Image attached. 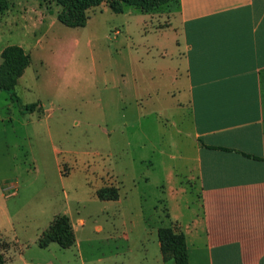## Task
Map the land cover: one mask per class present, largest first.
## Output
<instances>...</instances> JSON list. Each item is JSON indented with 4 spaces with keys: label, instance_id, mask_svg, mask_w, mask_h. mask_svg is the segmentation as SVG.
Segmentation results:
<instances>
[{
    "label": "rangeland",
    "instance_id": "rangeland-1",
    "mask_svg": "<svg viewBox=\"0 0 264 264\" xmlns=\"http://www.w3.org/2000/svg\"><path fill=\"white\" fill-rule=\"evenodd\" d=\"M4 4L0 65L6 49L29 54L14 89H0V245L7 264H124L133 241L168 225V194L159 182L170 186L168 172L189 168L161 155L182 139L178 118L171 111L141 116L121 96L123 76L139 71L136 61L156 56L152 44L163 42L155 31L169 21L168 3L148 16L130 6L114 12L104 1L80 27L59 21L56 0ZM186 183L190 191L179 194L178 208L184 221L201 211L199 189ZM121 188L120 202L105 201ZM64 214L75 245L40 247L43 232Z\"/></svg>",
    "mask_w": 264,
    "mask_h": 264
},
{
    "label": "crops",
    "instance_id": "crops-1",
    "mask_svg": "<svg viewBox=\"0 0 264 264\" xmlns=\"http://www.w3.org/2000/svg\"><path fill=\"white\" fill-rule=\"evenodd\" d=\"M167 7L156 56L136 61L139 71L123 76L121 92L141 116L178 118L182 139L161 155L189 168L168 172L170 186L159 182L168 194L166 227L185 234L188 264H264V0H171ZM186 180L199 189L201 211L184 221ZM122 191L105 201L120 202ZM159 228L132 242L124 264H176L163 258Z\"/></svg>",
    "mask_w": 264,
    "mask_h": 264
},
{
    "label": "trees",
    "instance_id": "trees-1",
    "mask_svg": "<svg viewBox=\"0 0 264 264\" xmlns=\"http://www.w3.org/2000/svg\"><path fill=\"white\" fill-rule=\"evenodd\" d=\"M62 7L58 15L59 21L69 25L84 26L89 18L87 11L92 7L101 5L104 1H109L110 8L117 13H122L125 6L139 8L150 12L151 9L171 0H56ZM5 9L4 0H0V12ZM16 50V51H14ZM18 54L15 59L14 54ZM3 62L0 65V89L12 91L15 87L16 74L22 73L28 66L29 54H25L22 47L17 49H6L3 52ZM105 188L99 190V197L104 198ZM118 197L114 192L110 199ZM159 239L163 258L166 261L174 259L176 264H188V252L186 238L183 232L176 231L173 227H160ZM75 233L67 215H57L51 222L49 228L43 232L39 239L42 248L48 247L52 242H57L62 248H69L75 243ZM6 256L0 245V264H5Z\"/></svg>",
    "mask_w": 264,
    "mask_h": 264
}]
</instances>
